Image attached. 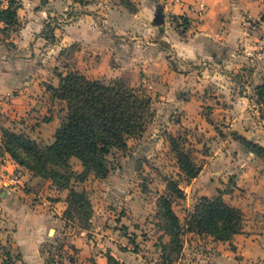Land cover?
<instances>
[{"label": "crops", "instance_id": "0c3cea01", "mask_svg": "<svg viewBox=\"0 0 264 264\" xmlns=\"http://www.w3.org/2000/svg\"><path fill=\"white\" fill-rule=\"evenodd\" d=\"M18 1L20 25L0 21V143L2 128L27 133L44 145L54 141L62 120L42 115L44 101L39 93L47 87L41 86L40 75L51 71L44 70L42 57L67 48L71 56L83 57L82 67L76 68L84 73L93 71L88 64L97 63L100 71L108 59L133 55L118 69V76L129 85H148L166 93L163 103L180 110L188 121L201 117L202 105L210 104L215 122L222 120L228 130L264 146V101H258L257 95L264 82V0H130L133 9L121 0ZM8 3L0 0V8ZM64 13L66 19L60 15ZM175 15L189 17L185 31L174 24ZM46 23L54 25L53 38L42 33ZM52 79L50 83L58 86L59 76ZM229 141L240 161L248 156L245 163L253 160L260 169L264 166V159L235 136ZM71 159L82 164L76 157ZM201 176L194 178L196 191L209 196L199 186ZM240 176L247 184L261 181L255 171ZM69 191L35 175L9 153L0 156V250L8 248L15 264H50L43 245L65 221ZM100 201L102 207L109 204ZM125 201L120 216L112 208L99 211L94 206L90 229L99 230L101 219L120 218L114 230L119 234L117 242H99L101 248H109L96 255L99 264L108 262V254L121 264L142 259L129 236L144 226L149 208L141 197L128 195ZM213 240L210 256L200 255L189 263L264 264V239L251 232L241 230L228 241Z\"/></svg>", "mask_w": 264, "mask_h": 264}, {"label": "rangeland", "instance_id": "374dc122", "mask_svg": "<svg viewBox=\"0 0 264 264\" xmlns=\"http://www.w3.org/2000/svg\"><path fill=\"white\" fill-rule=\"evenodd\" d=\"M122 2L127 7L134 8L129 0ZM60 15L66 19L65 13ZM180 21L179 19L178 22ZM50 23L45 24L42 33L53 38L54 25ZM176 23L174 22L175 25ZM49 55L43 54L42 57V64L46 63L44 70L51 69L49 73L45 71L40 75V79L43 78L40 84H44L41 86L47 87V90L39 93L44 101L41 109L45 110V113L42 115L46 114V117L52 116L63 121L67 115L66 104L48 89L52 85L50 82L56 75L76 70L77 66L82 67L84 59L82 56H71L67 48L61 50V53L58 50ZM133 57L129 55L116 60L113 58L111 62L108 59L100 71L97 63L94 66L88 64L89 69L93 70L90 73L80 71L90 78L98 76L97 78L105 81L123 79L130 84L125 78H120L118 72L124 65L121 63H129ZM170 61L172 66H176L173 59ZM128 66L132 65L128 64ZM136 86L144 88L153 99L146 128L144 132L129 139L127 151L114 148L106 156V164L109 168L107 176L98 177L95 171L91 170L85 180L81 181L80 175H83L84 166L72 159L69 161L70 164H67L68 168L60 167L66 175H70L71 184L79 192L85 193L84 196L90 201H94L93 212L94 206L99 211L109 207L116 211V216H120L119 213H125L126 196L142 198V202L148 205L149 214L143 222L144 226H140L138 232H131L129 239L133 243L130 242L132 247L140 253L139 257L142 258L140 262L143 264H190V259H199L200 255L210 256L213 236L182 232L180 250L172 245L166 231L170 227V220L166 215L165 200L171 202L176 214L184 221L186 211L193 209L201 197L196 191L197 184L195 185L194 179L187 182V175L182 173L179 167L177 151L181 149L190 153L193 161L203 170L199 173L202 175L199 183L201 190L209 194V197L221 196L228 203L241 208L245 214L241 230L264 239V175L260 174V172L264 173V166L262 165L260 169L261 165L254 164L253 160L245 163L249 160L248 156L245 161H240L238 152L234 151V143L229 141V138L234 136V132L228 130V125L222 120L219 122L213 120L212 105L203 104L202 116L188 121L180 110L175 112L170 105L163 103L162 96L166 93L156 91L148 85ZM45 127L49 129L48 126ZM171 136L178 137V149L172 146ZM38 144L42 149L46 146L41 141ZM229 157H233L230 162H228ZM252 171L256 172V177L261 181L247 184L240 175ZM170 184L181 187L185 191L184 197H180V192L175 188H169ZM100 200H104V205L107 201L109 204L102 207ZM67 209L64 213L65 221L58 233H52L44 242L43 247L48 262L50 264H99L96 255L99 252L106 253L109 249L108 246L101 248L99 242H117L119 234L114 230L118 228L120 218H116L115 222H111L110 217L107 220L101 219L100 225L103 228L90 229L92 222L90 218H87L88 208L79 209L77 206ZM106 227L109 228L108 232ZM4 251L0 250V264L8 261L2 256ZM140 262L135 260L132 264H140Z\"/></svg>", "mask_w": 264, "mask_h": 264}, {"label": "trees", "instance_id": "16d2710c", "mask_svg": "<svg viewBox=\"0 0 264 264\" xmlns=\"http://www.w3.org/2000/svg\"><path fill=\"white\" fill-rule=\"evenodd\" d=\"M129 3L132 4L131 1ZM20 6L18 0H9L6 8H0V21L10 26H19ZM173 20L177 22V28H182V32L190 24L187 16L175 15ZM48 89L65 102L67 110L66 118L56 130L54 141L42 149L35 139L25 133L2 128L0 156L9 153L16 162L35 175L51 179L59 188H69L67 208H88L87 218H91L92 202L84 196L85 193L79 192L71 184L70 175H66L60 167L68 168L71 158L76 157L84 166L81 181L85 180L91 170L98 177L107 176L109 168L106 156L114 148L127 151L129 139L144 132L153 99L144 88L131 86L123 79L105 81L90 78L77 69L59 74V85H50ZM257 95L258 101H264V82L257 87ZM233 134L250 151L264 159V146ZM177 138L171 136L174 149H178ZM177 153L179 167L187 175L186 181L190 182L199 175L202 168L193 161L190 153L181 149ZM169 188H175L180 192V197H184L185 191L178 185L170 184ZM164 202L167 207L166 215L170 220V227L166 231L172 245L180 250L182 232L208 234L221 241L231 240L241 232L244 211L221 196L202 195L193 209L186 211L184 221L176 214L169 200ZM7 254V264H15L11 261L10 253ZM107 256L106 264H121L112 254Z\"/></svg>", "mask_w": 264, "mask_h": 264}, {"label": "built area", "instance_id": "2783aa9c", "mask_svg": "<svg viewBox=\"0 0 264 264\" xmlns=\"http://www.w3.org/2000/svg\"><path fill=\"white\" fill-rule=\"evenodd\" d=\"M201 9V11H204V8L203 7H200ZM8 251H5V253H2V256H3V258H5V259H7L8 260Z\"/></svg>", "mask_w": 264, "mask_h": 264}, {"label": "water", "instance_id": "95a60500", "mask_svg": "<svg viewBox=\"0 0 264 264\" xmlns=\"http://www.w3.org/2000/svg\"><path fill=\"white\" fill-rule=\"evenodd\" d=\"M156 20H157V18H156ZM158 21H156V23H157Z\"/></svg>", "mask_w": 264, "mask_h": 264}]
</instances>
